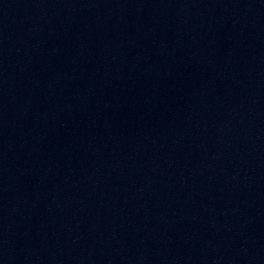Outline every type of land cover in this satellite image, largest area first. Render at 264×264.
Here are the masks:
<instances>
[{
	"label": "water",
	"instance_id": "water-1",
	"mask_svg": "<svg viewBox=\"0 0 264 264\" xmlns=\"http://www.w3.org/2000/svg\"><path fill=\"white\" fill-rule=\"evenodd\" d=\"M0 264H264V0H0Z\"/></svg>",
	"mask_w": 264,
	"mask_h": 264
}]
</instances>
